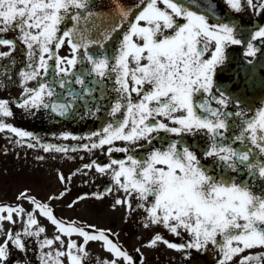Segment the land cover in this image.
<instances>
[{
	"label": "snow or ice",
	"instance_id": "snow-or-ice-1",
	"mask_svg": "<svg viewBox=\"0 0 264 264\" xmlns=\"http://www.w3.org/2000/svg\"><path fill=\"white\" fill-rule=\"evenodd\" d=\"M162 2L165 7L158 6V0H135L132 5L116 0L113 9L107 10L96 8L95 0H0V33L18 32V38L0 36V45L9 46L0 51V76L5 81L11 79L10 69L16 64L12 54L17 39L24 46L17 106L33 115L44 109L61 118L101 120L98 128L87 132L52 134L84 141L77 144L44 143L32 131L2 118L0 130L15 134V144L65 156L76 150L104 151L108 145V163L93 159L76 171L95 167L109 176L111 184L104 191L84 192L71 204L88 196L102 198L114 186L124 196H115L111 207L124 205L130 214L135 194L137 207L147 214L145 227L162 224L177 235L183 228L190 237L186 242H171L157 232L147 245L162 241L175 250H201L211 243L222 253L219 264H225L243 249L264 247V191H254L257 181L264 180V107L253 110L243 97L217 85L215 73L225 63L229 44L246 43L245 51L255 55L256 38L264 43V25H243L231 15L218 16L216 0ZM246 3L264 11V0L259 5L253 0ZM227 5L242 10L241 0H227ZM65 42L71 55L58 52ZM32 80L37 81L34 87L28 86ZM230 103L234 110L227 107ZM12 115L10 99L0 98V116ZM197 133L207 137L203 148L187 142V135ZM155 140L161 144L154 146ZM138 148L146 149L142 156L136 155ZM114 150L126 155L114 158ZM198 153L211 159L205 164ZM72 175L66 178L58 173L61 182ZM67 191L51 193L45 202L23 189L17 199L29 201L30 210L20 203L0 204V234L5 236L0 242V264L10 254L9 242L26 250L28 237L38 245L40 264H63L62 248L44 251L54 241L47 235L41 238L46 230L38 214L69 237V264H82L89 255V241L102 242L112 254V259L97 258L95 264H121V260L135 264L134 256L111 237V229L80 226L54 214L51 202ZM17 218L22 227L5 230L3 221L15 224ZM73 234L83 242L77 244L70 238ZM55 240L61 246L65 243L60 235ZM190 255V251L182 252L185 258ZM262 261L264 252L240 258V264Z\"/></svg>",
	"mask_w": 264,
	"mask_h": 264
},
{
	"label": "flooded vegetation",
	"instance_id": "flooded-vegetation-1",
	"mask_svg": "<svg viewBox=\"0 0 264 264\" xmlns=\"http://www.w3.org/2000/svg\"><path fill=\"white\" fill-rule=\"evenodd\" d=\"M134 2L135 0H123L125 5H132ZM241 2L242 10H232L230 6L227 5V0H216L215 8L217 15L223 18H227L231 15L232 18L243 25H264V11L249 7L246 0H241ZM260 2L261 0H253V3L256 5H259ZM115 3L116 0H95V7L98 9L112 10ZM158 6L165 7L162 0H158ZM141 23H143V21H141ZM0 36L18 38V32L9 31L0 33ZM260 39L261 38H256V41H254V43L258 44L255 55L248 54L245 51L246 43L229 44L225 49V63L219 66L215 73L217 85L226 86L234 96L243 97L247 101V105L253 110L264 107V43H258ZM8 47L9 46L0 45V51H6ZM23 51L24 46L17 39V47L12 54L16 59V64L14 68L10 69L12 77L10 80L5 81V78L0 76V98L10 99V107L13 112L12 116H0V118L17 127L32 131L37 137H40L41 141L44 143H83L84 141L79 139H64L59 136L54 137L52 134L65 130L74 133L87 132L100 126L101 120L99 118L80 120L61 118L58 115H50L49 112L44 109H40L39 111L34 110L35 114L33 115L17 106L16 101L20 99L22 92V86L18 82V70L24 64ZM58 52L60 55H71L69 46L66 42L61 46ZM207 55H210V52L207 53ZM76 67L79 68L80 64L78 63ZM2 71L3 69H0V72ZM5 82L7 86H5ZM36 84V80L28 82V86L30 87H34ZM73 87L79 88L80 86L73 85ZM135 95L136 94L133 93L134 97ZM102 102L107 103V101ZM213 104H215L214 101ZM244 106L243 104L241 105V107ZM227 107L230 110H234L235 105L230 103ZM81 111H83V108ZM247 114L252 115L254 112ZM163 135L164 133L161 132V136ZM15 138V134H11L8 130H0L1 167L4 169V172L10 174L11 177V174L37 172V176L39 179L41 176L43 181L44 173H52L54 179H58V182L51 183L46 180L44 183L45 186L40 184V193H38V197L41 200L47 201V197L51 193L55 192L58 194L63 189H68L64 197L51 202L54 214L58 218L69 222L74 221L80 226L94 224L97 228L111 229V237L118 241L134 256L135 264H219L222 253L218 247L213 246L211 243H209L206 249L201 250H175L165 245L162 241L157 242L155 246L147 245L146 241L151 239L157 232L171 242H186L190 237L183 228L179 229L180 234L177 235L171 233L162 224H149L148 227H145L144 217L147 214L144 208L137 207L138 199L135 194L131 197L132 211L130 214L124 205H117L116 208L111 207L114 203L115 196H124L123 191L117 192L114 186L112 187V191L106 193L102 198L97 199L88 196L78 201L75 205L71 204V201L78 195H82L84 192L104 191V188L111 184L109 176L107 174H100L96 171L95 167L92 169H83L80 172L76 171L82 164L88 163L93 159L98 162L108 163L109 160L106 151L108 145L104 146V151H101L99 148L91 152L87 150H76L69 151L67 156H65L64 153L55 150L45 151L41 147H29L28 144H15L13 142ZM186 139L189 144H195L198 148H203L207 141V137L201 133H197L196 136L187 135ZM29 143L36 144L37 142L35 140H29ZM115 143L122 145L124 142L116 141ZM141 143H143V141H141ZM164 143H167V141L165 140ZM160 144V140L153 141L154 146H159ZM132 147L133 146H130V150H132ZM5 148H7V152L4 151ZM145 151L146 149H135L137 156H142ZM111 155L119 159L123 158L126 154L114 150ZM198 155L201 156V160L205 164L211 159L204 158L201 153H198ZM73 157L75 158L73 159ZM59 172H63L66 178L69 174H73L71 180L65 179L64 182H61L58 176ZM254 191L258 193L264 191V180L257 181ZM151 199L152 197H149V200ZM39 217L47 223V227H45L46 231L41 234V238L47 235L53 238L54 241L53 245L45 246L44 251H49V248H51L54 253L56 249L62 248L65 255L61 257V260L63 264H69L66 255L69 237L59 233L56 228L50 229L52 226L51 222L42 215H37V218ZM21 227L22 224L18 220L13 230L15 231ZM56 235H60L64 240L65 243L63 246H61L60 241L55 240ZM70 238L76 240L77 244L83 242V238L78 234H73ZM25 243L26 250H20L10 242V254L5 264H40L39 256L41 253L34 238L28 237ZM86 249L89 255L83 259L82 264H95L97 258L112 259V254L104 249L100 241H89L86 245ZM137 249H139V253L136 251ZM183 251H190L191 255L185 258L182 256ZM250 252H264V247L253 246L243 249L241 253L234 254L232 259L226 261L225 264H240L241 256L247 255ZM140 253H142L143 256H141ZM121 264H124L122 260ZM252 264H255V262H252ZM262 264H264V261H262Z\"/></svg>",
	"mask_w": 264,
	"mask_h": 264
},
{
	"label": "rangeland",
	"instance_id": "rangeland-1",
	"mask_svg": "<svg viewBox=\"0 0 264 264\" xmlns=\"http://www.w3.org/2000/svg\"><path fill=\"white\" fill-rule=\"evenodd\" d=\"M27 173V174H26ZM22 172L18 174H7L4 172V169L1 167L0 164V204L8 203V204H14V203H20L22 204L25 209H31L30 202L24 199L18 200V194L23 189L27 188L29 189V194L35 195L38 199V193H40V186H45L44 183L50 181L51 183L58 182V179H54V175L52 173H44V181L42 180L41 176L40 179L37 176V172ZM67 182V181H66ZM32 183V184H31ZM41 184V185H40ZM44 201V200H42ZM47 202V201H45ZM39 215V214H38ZM41 225L44 227H47V223L44 220H41L42 218H37ZM17 218V222H18ZM5 230L8 228L14 229L15 224H12L8 221H3ZM51 227L55 228V226L51 223ZM49 229V228H48ZM5 236L3 234H0V242H3ZM10 245V242H9Z\"/></svg>",
	"mask_w": 264,
	"mask_h": 264
}]
</instances>
